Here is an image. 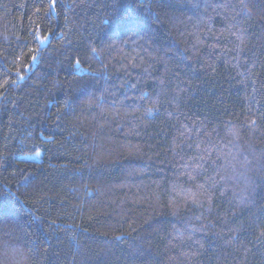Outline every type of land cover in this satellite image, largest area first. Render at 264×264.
I'll return each mask as SVG.
<instances>
[{
  "label": "trees",
  "instance_id": "obj_1",
  "mask_svg": "<svg viewBox=\"0 0 264 264\" xmlns=\"http://www.w3.org/2000/svg\"><path fill=\"white\" fill-rule=\"evenodd\" d=\"M0 264H264V0H0Z\"/></svg>",
  "mask_w": 264,
  "mask_h": 264
},
{
  "label": "rangeland",
  "instance_id": "obj_2",
  "mask_svg": "<svg viewBox=\"0 0 264 264\" xmlns=\"http://www.w3.org/2000/svg\"><path fill=\"white\" fill-rule=\"evenodd\" d=\"M24 157H27V158H33L34 155H24Z\"/></svg>",
  "mask_w": 264,
  "mask_h": 264
},
{
  "label": "snow or ice",
  "instance_id": "obj_3",
  "mask_svg": "<svg viewBox=\"0 0 264 264\" xmlns=\"http://www.w3.org/2000/svg\"><path fill=\"white\" fill-rule=\"evenodd\" d=\"M53 2H55V0H53ZM45 39H47V37H45ZM41 42H43V41H41ZM35 58H36L35 56L32 57V59H35ZM5 83H7V82H5Z\"/></svg>",
  "mask_w": 264,
  "mask_h": 264
}]
</instances>
